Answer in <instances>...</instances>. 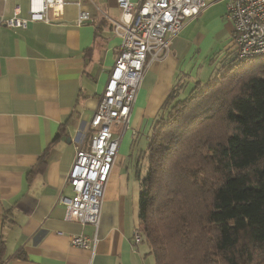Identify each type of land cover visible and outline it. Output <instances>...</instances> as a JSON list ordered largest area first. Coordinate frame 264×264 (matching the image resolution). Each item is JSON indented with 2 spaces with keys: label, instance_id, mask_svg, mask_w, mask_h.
Segmentation results:
<instances>
[{
  "label": "crops",
  "instance_id": "obj_1",
  "mask_svg": "<svg viewBox=\"0 0 264 264\" xmlns=\"http://www.w3.org/2000/svg\"><path fill=\"white\" fill-rule=\"evenodd\" d=\"M27 1L0 0V264H155L148 244L132 240L148 142L170 91L195 83L198 46L206 40L201 31L208 27L212 38L218 33L232 42L226 9L213 13L218 0H206L209 5L179 30L166 54L148 62L95 229L66 221L58 196L73 194L65 175L76 149L90 143L89 122L120 47L112 23L121 19V9L117 0H78L80 6L66 0L55 22L15 29L1 23L16 6L25 15ZM79 10L89 19L77 24ZM94 234L93 249L70 243L71 236Z\"/></svg>",
  "mask_w": 264,
  "mask_h": 264
},
{
  "label": "trees",
  "instance_id": "obj_2",
  "mask_svg": "<svg viewBox=\"0 0 264 264\" xmlns=\"http://www.w3.org/2000/svg\"><path fill=\"white\" fill-rule=\"evenodd\" d=\"M223 60L153 126L137 227L155 264H264V55Z\"/></svg>",
  "mask_w": 264,
  "mask_h": 264
},
{
  "label": "built area",
  "instance_id": "obj_3",
  "mask_svg": "<svg viewBox=\"0 0 264 264\" xmlns=\"http://www.w3.org/2000/svg\"><path fill=\"white\" fill-rule=\"evenodd\" d=\"M66 0H28L25 15L18 6L1 20L10 28H25L31 22L51 23L62 17ZM80 6V2H69ZM121 19L114 21L113 31L121 42L89 126L93 130L87 147H78L65 182L73 194L58 196L65 205L64 219L92 224L96 229L100 206L121 136L127 128L130 111L149 61L161 58L179 30L209 3L206 0H117ZM225 16L233 25L232 41L236 60L264 55V0H227ZM89 19L79 10L76 23ZM132 240L141 242L137 226ZM97 238L74 235V246L93 249Z\"/></svg>",
  "mask_w": 264,
  "mask_h": 264
},
{
  "label": "rangeland",
  "instance_id": "obj_4",
  "mask_svg": "<svg viewBox=\"0 0 264 264\" xmlns=\"http://www.w3.org/2000/svg\"><path fill=\"white\" fill-rule=\"evenodd\" d=\"M227 0H218L216 3L211 5L210 11L215 13L219 12L220 10L226 9ZM225 13V12H224ZM227 18V17H226ZM206 38L198 47L200 48L198 51V56L195 58L196 63L195 66L199 70L196 74V80L201 83V86H205V84L209 81L215 80L217 77L221 75L224 69H226L230 63L226 64L224 67L222 66L225 60H223V56L226 53V51H229L233 48V41L231 42V37L226 38V40H223L222 36H220L218 33L214 35L212 38V35L210 34V30L208 27H205L201 31ZM248 64L241 65L242 69L243 67L247 66ZM240 72V70H237ZM237 71L234 72L238 73ZM194 81V80H193ZM194 81V82H195ZM194 84V83H193ZM193 84H189V87L184 88L182 90V94H185L189 91V89L193 86ZM188 85V83H187ZM191 86V87H190ZM142 247L147 250L146 243L141 244ZM149 258L151 261L154 262V257L152 253H148Z\"/></svg>",
  "mask_w": 264,
  "mask_h": 264
}]
</instances>
